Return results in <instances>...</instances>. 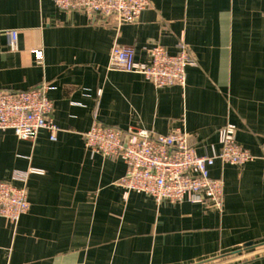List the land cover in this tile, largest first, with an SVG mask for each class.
<instances>
[{"label":"crops","instance_id":"1","mask_svg":"<svg viewBox=\"0 0 264 264\" xmlns=\"http://www.w3.org/2000/svg\"><path fill=\"white\" fill-rule=\"evenodd\" d=\"M148 1L119 25L52 0H0V89L47 83L59 129L55 140L45 129L33 139L0 130V179L23 186L15 176L28 172L29 202L16 224L0 218V264H264V0ZM10 29L19 30L16 52L6 48ZM180 40L195 62L184 87L108 68L114 44L146 63L153 45L174 54ZM94 122L124 132L180 128L198 155L219 152L217 131L230 124L255 158L210 168L223 182L220 211L157 204L124 194L121 158L84 145Z\"/></svg>","mask_w":264,"mask_h":264},{"label":"built area","instance_id":"2","mask_svg":"<svg viewBox=\"0 0 264 264\" xmlns=\"http://www.w3.org/2000/svg\"><path fill=\"white\" fill-rule=\"evenodd\" d=\"M63 11H81L90 16H114L117 24L130 23L149 5L148 0H52ZM6 48L19 50V30L5 31ZM195 65L190 49L183 40L170 54L165 47L153 45L148 49V61L136 62L130 47L114 44L108 59L110 70L137 73L155 87L186 84V68ZM48 84L25 91L0 89V130H12L19 139H33L45 129L55 140L59 130L52 118L53 102L48 98ZM235 127L225 125L217 131L220 150L212 155H198L189 142V135L180 128L166 134L145 130L121 131L94 122L83 135L84 145L93 153L109 158H121L125 173L118 185L129 192L142 193L157 204L164 201L193 204L207 203L221 210L223 182L210 176L216 161L241 166L255 156L240 146L235 138ZM264 161V141L260 147ZM35 171V170H31ZM30 173V171H29ZM28 172H19L16 179L24 183L16 186L11 180L0 179V218L16 224L29 209L25 182Z\"/></svg>","mask_w":264,"mask_h":264},{"label":"water","instance_id":"3","mask_svg":"<svg viewBox=\"0 0 264 264\" xmlns=\"http://www.w3.org/2000/svg\"><path fill=\"white\" fill-rule=\"evenodd\" d=\"M248 245H251V246H253V243H248Z\"/></svg>","mask_w":264,"mask_h":264}]
</instances>
